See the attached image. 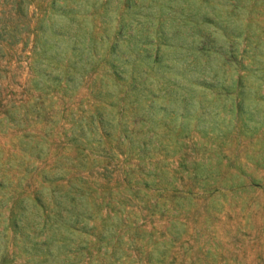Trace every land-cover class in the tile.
<instances>
[{
  "label": "rangeland",
  "instance_id": "rangeland-1",
  "mask_svg": "<svg viewBox=\"0 0 264 264\" xmlns=\"http://www.w3.org/2000/svg\"><path fill=\"white\" fill-rule=\"evenodd\" d=\"M0 264H264V0H0Z\"/></svg>",
  "mask_w": 264,
  "mask_h": 264
}]
</instances>
